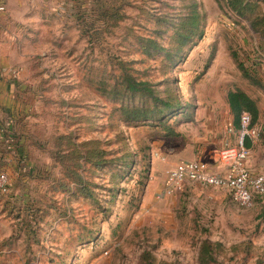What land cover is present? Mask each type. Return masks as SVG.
I'll list each match as a JSON object with an SVG mask.
<instances>
[{
	"label": "rangeland",
	"instance_id": "1",
	"mask_svg": "<svg viewBox=\"0 0 264 264\" xmlns=\"http://www.w3.org/2000/svg\"><path fill=\"white\" fill-rule=\"evenodd\" d=\"M86 3L77 23H33L21 38L34 80L16 117H0V264H264V198L243 208L196 182L160 195L177 162H217L230 91L258 108L249 163L264 173V0L240 13L231 0Z\"/></svg>",
	"mask_w": 264,
	"mask_h": 264
},
{
	"label": "crops",
	"instance_id": "2",
	"mask_svg": "<svg viewBox=\"0 0 264 264\" xmlns=\"http://www.w3.org/2000/svg\"><path fill=\"white\" fill-rule=\"evenodd\" d=\"M86 1L62 0L59 3V1L54 0H0V6H3V9L0 10V117L2 113L5 116V111V117L9 115L16 117L17 113L21 111L16 100L17 92H19L23 82L27 84L34 80L28 75L30 68L26 64L28 58L31 57L27 54V48L32 43H29L28 46L27 41L21 40L22 37H28V26L38 23L41 24L39 27L49 31L53 21L77 23L76 19L80 16L82 20V14L88 12V9L85 10ZM59 4L62 5L61 10L57 8ZM5 123L13 122L9 119ZM230 126H238H236L233 113L224 119L218 116L215 123V133L225 135V130ZM219 136L217 135V139ZM260 158L262 159V156ZM213 166L219 169L221 164L217 161ZM248 166L254 172H263V170H258L251 165L249 159Z\"/></svg>",
	"mask_w": 264,
	"mask_h": 264
},
{
	"label": "built area",
	"instance_id": "3",
	"mask_svg": "<svg viewBox=\"0 0 264 264\" xmlns=\"http://www.w3.org/2000/svg\"><path fill=\"white\" fill-rule=\"evenodd\" d=\"M33 1V0H31ZM61 3L62 0H54ZM62 5H57L61 10ZM3 6H0V10ZM7 135V129L2 128ZM217 153L221 164L217 169L204 160L193 159L177 162L166 175V184L160 195H172L186 183H199L214 188L225 189L234 203L243 208L254 205L257 197L264 196V173L254 172L248 166L250 149L260 136V129L253 123L252 115L242 110L238 116V126H230ZM5 141L10 142L5 138ZM248 143V144H247ZM8 177L0 173V193L8 192Z\"/></svg>",
	"mask_w": 264,
	"mask_h": 264
},
{
	"label": "trees",
	"instance_id": "4",
	"mask_svg": "<svg viewBox=\"0 0 264 264\" xmlns=\"http://www.w3.org/2000/svg\"><path fill=\"white\" fill-rule=\"evenodd\" d=\"M231 5L233 6L232 7L233 10H236L239 13L241 11L240 8L243 7L242 0H231ZM105 14H107V12L103 13V15H105ZM115 14L116 13H113V19L117 20L118 15H115ZM108 17H112V16H110V14H108ZM195 22H196V17H195V15H193L192 16V23H195ZM189 36H190L189 34L188 35H184L183 39L180 37L183 44L186 43L185 40L189 39ZM149 43H150V46L148 48H150V47L153 48L154 52H159L161 50V49H159V47L152 40H149ZM147 54L151 55L153 53L149 51V53H147ZM234 56L236 57L235 54H234ZM237 67L242 72V74L244 76H247L248 78H252L251 74H249L248 71L244 68L243 63L238 62L237 63ZM145 83H146L145 81L135 82V81L130 79V80L127 81V88H128L129 91H133V92H138V91H144L145 90L147 93H150V91L147 88H145ZM113 92H116V91H113ZM152 99L154 100L153 101V108L151 109L150 112L154 113L155 111L159 110V107H157L156 105L160 102V100L155 98L154 94L152 95ZM227 101H228L229 108H230L231 112L233 113V115L235 117L236 126L238 125L239 113L242 110L249 111L251 113V115H252L253 123H256V121L258 119V108L256 107L255 102L247 94H245L243 91H239V90L230 91L227 94ZM162 104H164V106L168 107V108H171V106H172L167 101L163 102ZM149 117H150V114L148 113L147 110L144 111V112H140V111H136L135 110V111L131 112V115L128 118L129 119H134V120H139V119L146 120V119H149ZM3 135H5V134L3 133ZM5 136H6L7 140L12 142L11 141L12 138H11L9 132ZM4 141H5V139H4ZM263 198H264V196L263 197H257L256 199H263ZM204 245H205V243L203 244V246ZM201 251H202V253H201V257L202 258L200 259V261L203 262V263H206L205 261H208V258H211L212 256L204 254V250L203 249ZM210 254H211V252H210Z\"/></svg>",
	"mask_w": 264,
	"mask_h": 264
}]
</instances>
